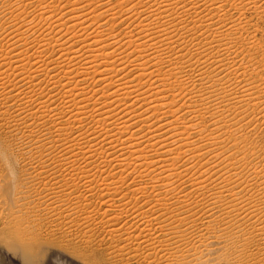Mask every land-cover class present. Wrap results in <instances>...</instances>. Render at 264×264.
<instances>
[{
	"label": "bare ground",
	"instance_id": "obj_1",
	"mask_svg": "<svg viewBox=\"0 0 264 264\" xmlns=\"http://www.w3.org/2000/svg\"><path fill=\"white\" fill-rule=\"evenodd\" d=\"M247 15L264 0H0V264H264Z\"/></svg>",
	"mask_w": 264,
	"mask_h": 264
},
{
	"label": "rangeland",
	"instance_id": "obj_2",
	"mask_svg": "<svg viewBox=\"0 0 264 264\" xmlns=\"http://www.w3.org/2000/svg\"><path fill=\"white\" fill-rule=\"evenodd\" d=\"M246 17H248L247 20L251 18L250 20H248L249 25H250L249 29H247L248 33H249L248 37L249 36L254 37V35H255V37H254L255 40L258 41L262 46V52H261V56H262V55H264V16L259 17V18H255V17L252 18V16L247 15ZM257 28H258V33H257ZM252 30H253V32H252ZM254 32H256V33H254ZM261 134H262L261 131H257L255 136H254L256 139L255 145L258 146L259 148H262L264 146L263 140H261ZM2 226H3L2 222L0 221V235L4 233Z\"/></svg>",
	"mask_w": 264,
	"mask_h": 264
}]
</instances>
